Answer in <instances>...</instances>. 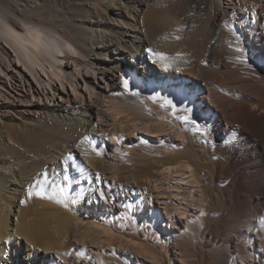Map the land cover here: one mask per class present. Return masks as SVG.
Segmentation results:
<instances>
[{
	"label": "bare ground",
	"instance_id": "obj_1",
	"mask_svg": "<svg viewBox=\"0 0 264 264\" xmlns=\"http://www.w3.org/2000/svg\"><path fill=\"white\" fill-rule=\"evenodd\" d=\"M35 1L43 2L32 11L26 9L20 13L0 3V101L9 97L14 79L21 91H27L20 98L23 102L36 100L46 104L63 98L65 92L81 105L83 98L93 101L97 96L94 85L97 69L111 68L120 72L129 81L131 93L110 96L112 113H131L133 119L154 113L157 116L155 129L162 130L172 123L181 143L180 146L167 144L170 148L168 154L164 153L167 155L156 149L148 152L145 158L124 163L126 166L114 173H121L122 181L123 174L134 176L143 189L147 185L142 179L148 178L156 180L159 187L164 186L160 181L164 170V178L171 180L168 183L172 187L182 188L183 181L192 184L184 197L200 208L195 229L172 239L185 258L191 247L205 243L216 256L215 264H264V112H260L264 109V60L259 52L247 47L244 32L235 24L234 10L219 7L218 0H186L192 4L195 17L188 24L191 29L183 32L177 28L178 35L175 31L173 35L177 38L168 42L161 33L164 31L165 37L169 34L166 24L169 17L178 22L174 15L178 9L167 0H120L114 6L103 0ZM120 4L124 5L123 9ZM251 9H256L255 23H250V37L255 45L257 33L264 34V28L258 31L264 26V6ZM114 22H123L135 30L116 27ZM190 39L196 42H188ZM210 40H214L215 46L204 55L208 61L204 66L198 47ZM128 41L131 47L126 46ZM119 47L127 48L132 57L139 54L143 66L157 76L142 82L133 71L121 67L119 60L108 62L110 58L102 49ZM237 47L243 51L237 52ZM66 63L70 65L68 71ZM83 73L89 74L92 81L83 80ZM30 85L35 87L36 96ZM153 96L156 99H150ZM165 99L170 100L171 105L164 104ZM149 102L151 107L147 106ZM76 107L73 110L78 113L87 110V107ZM63 108L60 106L57 110ZM164 112H169L171 117ZM184 115L190 119H179ZM4 121L0 119L1 164L13 162L12 159L4 160L1 153L18 155L21 147H27L29 153H45L44 149L42 152L45 141L52 143L67 135L59 124L45 121L20 132L18 138ZM101 134L96 140L90 137V141L98 144ZM91 143L84 145L78 141L88 165L79 174L69 176V180L57 181L58 174L45 181L36 174L39 181L32 195L24 198L28 207L16 214L13 228L8 224V217L11 212L9 198L14 194H3L5 180L0 184V264L67 263V251L73 247V239H88L93 227L85 225V229L80 230L76 226L78 217L70 213L68 202L76 203L83 197L88 199L102 192V184L106 181L104 153ZM27 167L30 166L21 167L19 174L22 175ZM82 177L91 182L80 190ZM47 187L49 195L42 201L35 191ZM60 188H65L64 194ZM37 202L41 203L40 207H36ZM175 207L170 205L167 211L172 223L175 220L171 211H175ZM47 208L51 212H47ZM230 211L235 215V223L233 228L227 229L221 222L226 221ZM20 239L25 242L23 251ZM218 246L221 248H216ZM137 249L153 256L168 252V246L156 250L142 244ZM10 251H13L12 256ZM119 253L114 248L110 253L111 261L133 264Z\"/></svg>",
	"mask_w": 264,
	"mask_h": 264
},
{
	"label": "rangeland",
	"instance_id": "obj_2",
	"mask_svg": "<svg viewBox=\"0 0 264 264\" xmlns=\"http://www.w3.org/2000/svg\"><path fill=\"white\" fill-rule=\"evenodd\" d=\"M42 2L35 0H0V3L5 4L9 10L16 9L18 13L26 9L32 11ZM103 2L112 3L111 5L114 6L115 3H120V0H103ZM167 2L172 3L178 9V12L174 14L178 22L169 17L170 20L166 24L167 28H169V34L172 32L171 38H169L168 33L167 37H165L164 31H161V36L163 35L164 40H169L168 42H174L177 38V36L174 38V31L176 32L177 28H181V31L189 32L191 25L188 26V24L195 17L192 4L189 1L167 0ZM217 3L219 7L225 10H234L235 24L240 31L244 32V36L247 38V47L259 52L258 55L264 60L263 32L257 33L258 41L255 44L256 46L252 45V38L250 37L252 25L250 23H255L254 20H256V9L253 11L251 7L256 6L259 9L264 6V0H218ZM120 5L123 9L124 5ZM10 17L16 18L14 15H10ZM132 21L136 22V18L132 17ZM115 25L129 31L135 30L134 27L123 22L117 24L114 22ZM263 28L264 26L261 25L258 31ZM178 33L176 32V35ZM193 41L196 42V39H190L188 42L194 43ZM207 43L198 47L202 56V61L200 60V62L204 66L208 63L203 58L204 55L209 54V51L215 46L214 40H210ZM126 46L131 47V42L128 41ZM102 53L110 58L108 62L119 60L121 67L128 71H133L142 82L150 81L154 76H157L143 66L138 58L139 54H135V57H132L127 48L119 47L108 51L102 49ZM65 65V69L67 71L70 70V65L68 63ZM96 71L94 85L97 96H95L93 101L83 98L81 105L73 100L68 93H62L61 91L59 92L62 93L63 98L59 99L58 97L56 101L50 103L41 102L39 104L36 100L23 102L20 98L27 94V91H21L17 82L12 79L13 88L10 90L9 97L3 99L5 100L4 102L0 101V119L5 120L4 122L11 127L12 132L16 133L19 138L20 132L23 133L29 130L30 127H36L37 124L49 121L50 123L59 124V127L62 126L67 131V135L63 137L64 139H54L55 141L53 140L52 143H46L45 141L44 145H42V152L44 149L45 153H29L27 147H21L18 155L14 152L6 155L1 153L4 160L5 158L6 161L8 159L13 160L12 163H0V184L5 180V186H3L1 192L6 196H10V193L14 194L12 198H9L11 212L8 217V224L13 228L16 214L27 209L28 202L24 201V198L25 200L27 199L28 189L31 187L34 191L35 183L39 181L36 174L40 175V180L45 178V181L54 179L58 174L59 177H56L57 181L58 179L63 181L64 174L68 176L79 174L88 165V162L81 154L78 141L80 140L84 145L93 142L91 144L96 148L100 147L102 153H104L106 170L104 178L106 181L102 184V192H96L94 196L88 199L83 197L82 200L76 203L68 202L70 213L78 217L76 226L80 230L85 229L84 227L86 226L93 228L92 231L90 229V235L85 241L73 239V249L71 248L67 251V253L69 252L67 263L60 262L59 264H116L111 261L113 258L110 257V253L114 251V248L120 252L121 258H127L133 264H215L216 256L205 243L201 245L198 243L195 245L196 247H191L188 257L185 258L175 247L174 242H172L173 238L186 234V231L195 229L194 224H196L200 208L193 204L194 202H188V199L184 197V194L189 192L190 187H192L190 182L183 181L181 184L182 188L172 187L168 183L170 179L166 180L164 178L166 177L164 170L160 177V181L165 183L164 186L159 187L156 180L148 178L142 179V182L147 185L143 189L138 186V181L134 176L129 177L127 174H123L124 180L122 181L121 173H114L121 166H126L124 163H134L133 160L145 158L146 153H153L155 149L158 151L162 150L163 154H168L170 152L168 145L173 143L180 146L181 138L178 134H175L178 133L177 128L172 123H168L162 130H156L154 124L157 116L151 112L137 119H133L132 114L127 112L113 114V108L110 106V96L129 95L131 93L129 91L130 83L125 77L121 76L120 72H115L111 68L103 71L99 68ZM83 74V80L86 82L92 81L89 74ZM123 80L128 81L127 89L123 86ZM30 88L36 96L35 87L30 85ZM56 92H58L57 89ZM75 105H78V108ZM60 106L65 108L57 110ZM147 106L151 107L152 103H147ZM75 107L77 109L87 107V110L78 113L73 110ZM140 110L144 109L140 108ZM260 112H264V109ZM164 114L171 117L169 112H164ZM170 117L165 118V121L169 120ZM91 127H94V130H91ZM100 133H102V140L97 144L94 141L99 138ZM90 137L95 140L90 141ZM75 139H78V141H75ZM3 141L5 142V139L2 138ZM140 153H142V156H140ZM52 162L54 163L51 164ZM26 165L30 167H27L28 169L26 168L22 175L19 174L21 167L25 168ZM47 169L49 170L47 171ZM13 175L16 177L12 178L11 176ZM90 182V179L82 177L80 190ZM48 189V187L43 189L44 199L49 195ZM35 192H37V189ZM44 199L42 201H45ZM22 201L23 203H21ZM37 204L36 207H40L41 203L37 202ZM174 204L176 205V212L181 210H185V212L176 213L171 211L175 220L172 223L167 211L170 205L175 206ZM46 211L51 212V209L47 208ZM233 217L235 215L230 211L226 221L221 222V224L227 229L233 228L235 223ZM186 223L190 224V226ZM188 226L190 229L187 228ZM97 229L99 232H97ZM10 232L12 231L10 230ZM218 236H221L220 233H218ZM20 241L23 251L25 250V242L23 239H20ZM142 244L156 250L157 248L161 250L168 246V252L166 254L159 252L155 256L146 254L137 249ZM216 248L220 249L221 247L218 246ZM18 249H21V246ZM82 251H84V254H81ZM106 254H109V256L106 257ZM12 255L13 251H10V256ZM22 260L25 262V258Z\"/></svg>",
	"mask_w": 264,
	"mask_h": 264
},
{
	"label": "snow or ice",
	"instance_id": "obj_3",
	"mask_svg": "<svg viewBox=\"0 0 264 264\" xmlns=\"http://www.w3.org/2000/svg\"><path fill=\"white\" fill-rule=\"evenodd\" d=\"M236 51H237V52H242L243 49L237 47V48H236ZM123 86H124L126 89L128 88V81H127V80H123ZM133 95H135V93H133ZM150 99H156V97L153 96V97H150ZM171 103H172V102H171L170 100H167V99H165V101H164V104H166V105H171ZM185 111H186V112H187V111H190V109H185ZM179 119H181V120H183V121H188L190 118H189L188 115H184V116H180ZM193 123H195V122L193 121ZM197 130H200L199 125H197ZM63 180H65V181L69 180V176H68L67 174H64V175H63ZM40 183H43V182L41 181ZM65 191H66L65 188H60V192H61V194H64ZM28 193H29V196L32 195V193H33V189H32L31 187L28 189ZM35 194H36L38 197L43 198V189H41L40 191L36 192ZM21 203H23V201H22Z\"/></svg>",
	"mask_w": 264,
	"mask_h": 264
}]
</instances>
